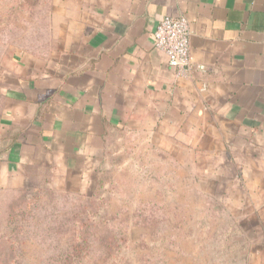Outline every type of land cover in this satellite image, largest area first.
<instances>
[{"label":"crops","instance_id":"crops-1","mask_svg":"<svg viewBox=\"0 0 264 264\" xmlns=\"http://www.w3.org/2000/svg\"><path fill=\"white\" fill-rule=\"evenodd\" d=\"M179 16L195 67L180 79L154 38ZM50 19L49 55L19 51L4 74L0 168L20 184L46 168L98 171L110 143L137 135L164 153L264 143V0H54Z\"/></svg>","mask_w":264,"mask_h":264},{"label":"rangeland","instance_id":"rangeland-1","mask_svg":"<svg viewBox=\"0 0 264 264\" xmlns=\"http://www.w3.org/2000/svg\"><path fill=\"white\" fill-rule=\"evenodd\" d=\"M53 1L0 0V120L11 56L52 51ZM121 140L98 171L44 168L24 186L0 168V264H264V143L207 155Z\"/></svg>","mask_w":264,"mask_h":264},{"label":"built area","instance_id":"built-area-1","mask_svg":"<svg viewBox=\"0 0 264 264\" xmlns=\"http://www.w3.org/2000/svg\"><path fill=\"white\" fill-rule=\"evenodd\" d=\"M190 24L185 16L165 17L154 32L156 48L165 54L169 66L176 76L186 78L195 70L191 59ZM197 70L205 71L204 66H197Z\"/></svg>","mask_w":264,"mask_h":264}]
</instances>
